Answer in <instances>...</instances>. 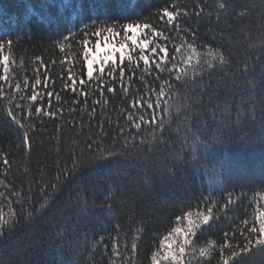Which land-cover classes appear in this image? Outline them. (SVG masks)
Masks as SVG:
<instances>
[{"label": "trees", "instance_id": "obj_1", "mask_svg": "<svg viewBox=\"0 0 264 264\" xmlns=\"http://www.w3.org/2000/svg\"><path fill=\"white\" fill-rule=\"evenodd\" d=\"M129 22L148 26L150 47L168 48L176 63H162L171 75L152 63L145 72L135 51L125 76L93 82L91 95L65 87L86 78L83 41L94 44L95 28ZM8 40V72L0 68V264H153L154 252L175 253L185 240L180 264H216L225 233L228 243L246 242L233 227L250 226L264 206V0H0V41ZM208 48L224 56L212 70ZM165 80L173 88L162 111L155 98ZM33 90L43 103L29 101ZM34 106L57 115L39 116ZM140 116L146 123L136 129ZM121 148L128 155L118 166L80 170L98 151ZM191 197L198 199L189 208ZM209 198L221 226L194 245L191 236L164 239L187 224L175 216L204 212ZM251 239L244 264H264Z\"/></svg>", "mask_w": 264, "mask_h": 264}, {"label": "snow or ice", "instance_id": "obj_2", "mask_svg": "<svg viewBox=\"0 0 264 264\" xmlns=\"http://www.w3.org/2000/svg\"><path fill=\"white\" fill-rule=\"evenodd\" d=\"M164 13L168 18V22H172L173 12L169 11L168 8H164ZM148 26L144 25L141 28L140 24L137 22H129L121 24L120 26H116L115 24H111L106 27H96L94 33H92V38L94 39V44L92 39L86 38L83 41V64L86 68V78L80 79L78 81L71 80L65 87L70 88V90L76 94H81V89L84 90L86 95H91L92 92L96 91L92 89L89 91V86L95 82L98 85L103 86L106 78H111L115 74L118 73V77L125 76V69L128 64H131L133 61L132 53L138 51V60L143 63L145 72L149 71V64L152 63V70L164 73L167 71L169 75H171L174 69H169L167 64H163L162 62L165 59H168L169 63H176L174 58H170V53L167 47H150V42L146 37L142 34L144 31H147ZM138 29L140 30L138 32ZM89 34L86 32L85 36L87 37ZM195 37H192V41H195ZM12 41L8 40L6 42L0 41V68H2L4 73L8 72L10 60L9 57L3 55L6 48H11ZM130 45V48H129ZM189 51L195 53V47L193 43H189L187 45ZM174 51L183 52V48H178L175 45L173 46ZM146 50L150 51L152 57H158L156 62H152V59L149 55L146 54ZM206 56L205 64L207 68L212 70L214 69V62L220 61L223 63L224 56L219 50H213L212 48H208L207 52L203 54ZM118 57V59H117ZM193 57H188L184 63L188 64ZM199 66V59L197 58V64ZM84 73H81V76H84ZM4 77L0 76V80H3ZM143 79V76L141 77ZM155 79H158L156 77ZM175 79L179 81L181 79V75L178 73L175 76ZM110 82L114 83L115 80H111ZM41 80L36 79L35 85H41ZM35 85L33 87H35ZM79 85V87H77ZM16 88L19 89L20 85L17 84ZM173 88L172 83L169 80H165L162 84L159 85L158 94L155 98V102L157 106L161 107L162 111H167V108L164 107L165 101L161 99L167 95L165 89L171 91ZM108 92L113 91L112 88L107 89ZM151 88H149V92ZM48 97L51 98L54 93L48 92ZM7 99V97H5ZM30 102L35 101L37 103H43V98L38 96L36 91H32L30 97L28 98ZM148 99H151L149 97ZM147 108L151 109L153 107L152 103H147ZM34 112L39 114V116L49 115L55 116L57 115L56 111H49L45 113L41 107L34 106ZM153 119H157L153 117ZM129 122L134 120L132 115L128 117ZM140 123H135L134 127L136 129L141 128L142 123H146L144 121V117H139ZM158 127L164 126V120L159 119L157 122ZM25 140H27V136L25 135ZM128 155L126 149L121 148L116 151H112L109 149H104L103 151H98L95 155L88 158L87 160H83L80 164V170H83L86 167H104V166H118L121 163V157H125ZM171 170L169 169L168 172ZM168 174V173H165ZM59 179V177H58ZM53 187H56L55 185ZM260 195L264 197V192H261ZM197 197L186 198L185 206L191 207L192 200H197ZM199 199L202 200V197ZM212 203L211 198H209L208 202L205 204L204 212H191V211H182L180 215L175 216V221L178 224H183L184 221H187L186 226L184 227H175L169 232L168 236H166L165 240H170L173 235H183L184 237H194L192 240V244L194 245L200 238V234L205 231H210L214 226H221L218 224L220 217L214 215V208L212 206H208ZM218 203V202H217ZM198 206V205H197ZM195 217V219H193ZM84 222H89L90 217H83ZM0 224H3L2 216H0ZM245 225H248L247 220L241 221L239 225H235L233 227V233L239 231L242 236H244L245 243L241 246L239 244L233 245L228 243V234L225 233V243L220 244L218 251L219 259L216 261V264H244L243 257L249 252V248L252 245V237L255 236L256 245L261 247V251L264 252V206H261L254 213L253 223L245 228ZM234 238V236H233ZM161 247H164V241L161 240ZM187 241H182L178 245V250L173 253L170 249L166 250L162 257L159 256L158 253L152 254L153 264H161V260L169 261V264H180V257L184 254V245ZM137 247L136 243L132 244V248L135 249ZM206 250H202V255ZM206 264H211V261L206 262Z\"/></svg>", "mask_w": 264, "mask_h": 264}]
</instances>
